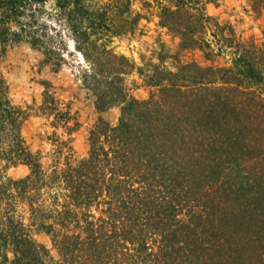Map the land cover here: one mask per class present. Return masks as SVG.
Wrapping results in <instances>:
<instances>
[{
	"label": "trees",
	"instance_id": "trees-1",
	"mask_svg": "<svg viewBox=\"0 0 264 264\" xmlns=\"http://www.w3.org/2000/svg\"><path fill=\"white\" fill-rule=\"evenodd\" d=\"M210 3L0 0V66L27 43L58 71L65 27L99 115L78 159L81 124L43 83L41 115L69 136L54 134L45 167L0 68V264H264V44L209 16ZM247 3L264 12V0ZM151 18L178 51L139 70L151 92L138 100L124 80L135 65L111 44ZM196 51L206 64L184 59ZM115 107L113 125L102 115ZM18 165L26 177L3 175Z\"/></svg>",
	"mask_w": 264,
	"mask_h": 264
},
{
	"label": "rangeland",
	"instance_id": "rangeland-1",
	"mask_svg": "<svg viewBox=\"0 0 264 264\" xmlns=\"http://www.w3.org/2000/svg\"><path fill=\"white\" fill-rule=\"evenodd\" d=\"M144 1L152 2V0H134V9H141ZM206 10L209 16L216 18L222 25H232L236 33L245 41L255 40L264 44V12L257 15L252 11L247 0H214V3L207 5ZM55 29L65 39L69 49L64 53L65 60L58 71L55 72L53 66L45 64L42 52L33 49L27 43L10 46L0 66L9 86L12 104L30 115L22 127L23 137L33 153L42 154V163L45 167L51 163L50 155L55 149L51 142L54 134L57 133L63 140H68L69 136L62 128L55 130L51 127L53 118L48 119L41 115L40 108L45 91L43 83H49L51 92L60 102V108L70 110L71 115L81 124L80 130L70 137L73 139L72 145L78 159L86 155L85 142L88 131L99 117L94 112L91 97L81 81L82 67L85 68L86 64L80 53L74 49L72 36L65 27L57 25ZM54 33L56 32H52ZM178 43L179 40L173 39L165 29H161L158 20L154 18L141 21L139 29L133 35L114 39L111 48L135 65V69L124 77L125 86L131 97L138 100L149 98L151 90L145 85L139 70L143 69L145 64L151 62L157 64L163 50L172 54L177 52ZM184 59L206 64L199 51L185 55ZM102 116L114 125L118 122L120 108L115 107ZM28 174L27 166L18 165L10 167L3 175L16 180ZM34 238L45 245L50 244V239L45 234H35Z\"/></svg>",
	"mask_w": 264,
	"mask_h": 264
}]
</instances>
